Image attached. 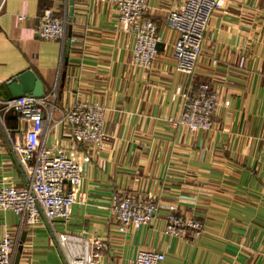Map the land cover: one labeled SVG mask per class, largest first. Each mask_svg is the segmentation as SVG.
<instances>
[{"label": "crops", "instance_id": "crops-1", "mask_svg": "<svg viewBox=\"0 0 264 264\" xmlns=\"http://www.w3.org/2000/svg\"><path fill=\"white\" fill-rule=\"evenodd\" d=\"M184 2L148 0L164 44L150 68L131 64L134 36L105 1L74 0L70 19L68 0H7L0 16V98L9 99L3 83L34 71L49 102L44 146L90 157L78 202L56 229L100 237L105 247L97 252L98 264H133L142 249L163 252L162 264H264V0H226L213 12L193 76L177 69L179 33L168 22ZM45 8L68 17L64 40L37 36ZM203 82L218 95L212 128L173 129L169 119L180 116L185 94ZM78 101L105 108L99 145L73 141L64 116ZM29 125L15 113L0 120V190L25 186L4 127L15 135ZM118 192L175 205L203 222L205 232L166 235L165 208L150 224L121 232L111 210ZM24 231L18 264H64L44 221L23 225L18 214L0 209V238L11 232L17 242L12 264Z\"/></svg>", "mask_w": 264, "mask_h": 264}, {"label": "built area", "instance_id": "built-area-1", "mask_svg": "<svg viewBox=\"0 0 264 264\" xmlns=\"http://www.w3.org/2000/svg\"><path fill=\"white\" fill-rule=\"evenodd\" d=\"M7 0H0V16ZM116 7L118 20L127 33L134 36L131 64L150 68L158 55L161 41L158 27L150 16L148 0H102ZM226 0H185L180 10L169 13V25L179 33L174 45L177 69L193 76L202 53L209 20L213 12L224 6ZM21 19L25 16L21 15ZM68 17H56L52 8H46L37 26V36L45 40H64ZM76 39L72 38V41ZM46 97L22 96L0 98V120L14 110L30 122L28 129H17L15 135L4 127L14 159L25 181L24 187L6 186L0 190V209L11 210L21 217L22 224L45 222L54 237L64 264H98L97 252L104 249V241L97 236L87 237L60 232L56 222L67 223L72 206L78 202L77 192L90 163V157H77L64 148L44 146L46 133ZM218 106V95L211 83L203 82L194 94H185L183 111L170 118L173 129L184 127L195 133L209 130ZM50 115V111L48 112ZM72 124V138L77 143L99 145L104 138L105 108L84 101L74 103L64 116ZM168 211L165 234L183 237L188 230L199 237L205 232L204 223L185 216L175 205H160L152 196L134 192L114 193L111 210L119 222V230L140 229L156 217L158 211ZM16 241L11 232L0 238V264H12ZM166 255L155 249H142L133 264H162Z\"/></svg>", "mask_w": 264, "mask_h": 264}, {"label": "water", "instance_id": "water-1", "mask_svg": "<svg viewBox=\"0 0 264 264\" xmlns=\"http://www.w3.org/2000/svg\"><path fill=\"white\" fill-rule=\"evenodd\" d=\"M74 15V0H68V17L73 18ZM163 43H158V49H163ZM71 46V39L67 40V54ZM68 62L66 56L65 63ZM2 88L9 99L19 98L22 96H33L37 98L45 97L46 89L43 80L32 70H26L18 76L2 84ZM27 232L24 231L21 237V242L16 253L15 264H18L23 250V243L26 239Z\"/></svg>", "mask_w": 264, "mask_h": 264}, {"label": "trees", "instance_id": "trees-1", "mask_svg": "<svg viewBox=\"0 0 264 264\" xmlns=\"http://www.w3.org/2000/svg\"><path fill=\"white\" fill-rule=\"evenodd\" d=\"M46 9V8H45ZM9 113H15V114H17V112H15L14 110H11V111H9L8 113H7V116H8V114ZM17 116V115H16Z\"/></svg>", "mask_w": 264, "mask_h": 264}]
</instances>
